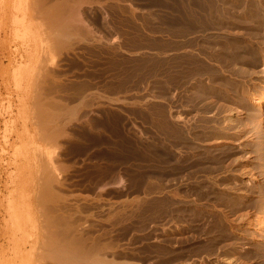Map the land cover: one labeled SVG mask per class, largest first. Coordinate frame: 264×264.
<instances>
[{
	"label": "rangeland",
	"instance_id": "1",
	"mask_svg": "<svg viewBox=\"0 0 264 264\" xmlns=\"http://www.w3.org/2000/svg\"><path fill=\"white\" fill-rule=\"evenodd\" d=\"M62 1H68L66 4L70 5L71 1L73 3L80 0H0V264H39L44 257H56L53 256L55 247L73 245L80 241L74 238L70 241L68 235L66 238V228L76 232L78 237L81 235L82 243L97 246L98 252L102 250L101 254L94 255L77 252L74 258L76 263L94 262L98 257L101 264H264V128L261 122L264 109L254 100H249L264 98V13L256 11L257 18H261H258L259 24L256 22L253 29L262 36L256 34V38L250 33L251 25L247 30L244 29L245 24L241 23L246 0L208 1L209 4L217 2L218 16L223 14V19L230 21L229 33L225 32L227 26L221 17L217 24L226 27L225 30L218 25L210 28L211 30H204L198 25V7L202 0H81L83 19H80L89 25L91 33L83 29L78 34L70 23L71 9L66 8L65 4L66 9H58L57 5ZM121 1L128 2L122 4ZM225 1L227 5L224 4ZM253 1L264 5V0ZM253 1H246L249 3V14ZM131 5L140 10L132 12ZM154 6L155 9H148ZM176 11L182 15L174 16L173 12ZM184 12L188 13L191 20L197 17L198 23L193 20L196 25L192 35L186 34L187 15ZM73 16L75 18L74 14ZM228 16L232 17L229 19ZM74 20L77 22L79 19ZM208 30L210 33L217 32L221 37L225 36L224 33L230 37L238 30L239 34L238 31L235 32L230 39L235 40L236 44L240 41L242 47L247 43L249 47L250 41L254 40L250 47L257 60L237 63L247 71L245 77L237 80L240 88H248L249 95L245 105H239L234 94L226 88L215 98V101L222 104H213L211 99H204L200 110L182 111L190 121H194L193 114L201 111L196 116L201 124L199 131L203 130L202 133L207 136V132L215 133L217 129L221 132L217 123L229 115L225 113V107L229 105L228 98L232 97L229 103L235 111L239 110L236 111L232 131H227L230 135L228 142H217L218 139L213 134L201 142L202 146L199 145L205 152L216 150L222 156L229 153L230 158L224 159V164L233 165L235 176L229 182L232 192L234 191L231 194L234 201L232 198L230 201L223 199V202L222 196L220 198L214 190L215 193L210 190L213 196L206 192V196L201 198L204 204L201 209L210 211L215 205L218 209L216 211L214 208L213 211L218 220L215 224L206 221L204 224L208 230L203 224L201 227H205V232L199 226L198 229L202 232L193 229L195 233L198 231L193 234L192 227H186V221H183L179 211L180 214H175L167 211L169 208L159 207V213H154V204L165 201L166 194H170L169 188L172 190V187L175 189L177 186L172 181L166 183L167 179L163 180L166 186L163 185L166 190L164 192L153 187L154 191L147 185L149 180L152 179V184L155 181L153 169H156L155 163L151 162L153 159L149 147L156 132L159 135L168 132L167 127L172 122L169 119L178 123L170 115L169 90L174 89L177 97H186V90L196 82L193 78L185 77L186 70L180 73L181 76L175 73L174 79L180 82L173 79L174 84L170 79V72L167 71L168 42L172 43L175 37L174 41L183 39L187 35H214L209 34ZM24 31L29 36L27 33V37L23 38ZM78 35L77 40L74 36ZM92 36L101 37V42L92 40ZM118 38H122L119 43L116 41ZM21 60L28 61L29 64L19 82L14 72ZM250 64H253L252 67ZM235 66L236 64L232 65L231 69L235 70ZM168 86L174 88L169 89ZM98 94L103 97L101 100ZM178 100V107H175L181 108ZM207 102L209 105L213 104L209 112L205 110L209 106L205 104V107L204 103ZM214 107L216 110H213ZM220 108L221 112L218 110ZM208 113L212 114L208 116ZM205 116L208 117L204 119ZM202 124L209 126L208 131ZM212 141V145L209 144ZM196 150L192 153L198 154L199 151ZM244 170L245 174L242 172ZM53 183L56 184L55 191L44 189V186ZM222 187L217 185L215 189L225 191V185ZM204 197H208L206 201ZM217 198L220 200H216ZM177 200L181 208L184 201L182 199L180 202L181 198ZM223 204L226 205L225 208ZM221 214L226 218L223 219ZM61 216L65 218L62 219ZM53 217L63 221H54ZM54 222L61 223L60 230ZM209 224H213V227L209 228ZM207 232L209 234L205 236ZM210 233L214 234L213 237ZM50 248H55L52 251L55 252L50 253ZM169 253H173V258ZM63 257L70 260L71 255L65 253Z\"/></svg>",
	"mask_w": 264,
	"mask_h": 264
},
{
	"label": "bare ground",
	"instance_id": "2",
	"mask_svg": "<svg viewBox=\"0 0 264 264\" xmlns=\"http://www.w3.org/2000/svg\"><path fill=\"white\" fill-rule=\"evenodd\" d=\"M70 1V0H69ZM81 1V0H80ZM80 1H77V2H73L72 3V1H71V3H69L70 5H68V4H66V3H68V1L65 3V2H63V3H61L60 2V4L59 5H57L58 6V9H60L61 7H64L65 8V6H64V4L67 6L66 8H70L71 9V11H70V13L71 14H69V17H70V19H71V15H72V19H71V26H72V28L74 29V31L76 32V33H78L79 31L81 32V31H83V29H85L89 34L91 33V32H89V25L88 24H86V22H84L83 20H81V19H83L82 17H81V8H82V5L80 6ZM87 1V0H86ZM85 1V2H86ZM191 1V0H190ZM201 1V0H200ZM208 1H210V0H202L201 1V3L199 4V7H198V9H199V11H198V16L197 17H199V23L197 22V20H196V18L195 19H192L191 20V17H189L188 18V16L189 15H187L188 13H189V11H186V12H188L187 14H185V12H184V15L186 16L187 15V20L186 19H184V20H186V29H185V31L186 32H188V33H186V34H190V35H192L191 34V32H192V30H195V25H196V22L198 23V25L200 24L201 26H202V29H204V30H206V29H210V28H212V27H216V25H218V26H220L219 24H217V21L219 20L218 18L219 17H221L220 19H223L224 17L221 15V16H218L219 14H218V11H219V6H218V8L216 7V4H217V2L215 3V2H212V1H214V0H212L211 2L212 3H210L209 4V2ZM219 1V0H218ZM224 0H222L221 2H223ZM234 1V0H233ZM247 1V0H246ZM245 1V5H246V7H247V4H249V3H247ZM250 1V0H249ZM253 1V0H252ZM260 1H262V0H260ZM83 3H85L84 1H82ZM231 2V1H230ZM235 2H236V0H235ZM234 2V3H235ZM240 2H244V1H240ZM259 2V1H258ZM264 2V1H263ZM88 3V2H87ZM197 3V2H196ZM199 3V2H198ZM262 3V2H261ZM261 3H258L257 4V2L255 3V1H253V4H252V6H250V5H248V6H250V7H252L251 8V10H250V14H249V7H245V10H244V8L242 9L243 11H242V19H241V23H243V24H245V28L244 29H249L250 28V25H251V31H250V33L251 34H253V35H255V37H256V34H258V32L256 31V30H254L253 28L256 26L255 25V23L257 22V24H259V22H258V18H261L260 16L257 18V12H259V13H261V12H263L264 13V5L263 4H261ZM192 4V3H191ZM223 4V3H222ZM221 4V5H222ZM224 4H226V1H225V3ZM223 4V5H224ZM231 4H233V3H231ZM230 4V5H231ZM238 4H240V3H238ZM237 4V5H238ZM241 4H243V3H241ZM85 5V4H84ZM87 5V4H86ZM212 5V6H211ZM218 5V4H217ZM223 5H222V7L221 8H223ZM227 5V4H226ZM229 5V4H228ZM236 5V6H237ZM56 6V7H57ZM187 6V5H186ZM194 6V5H193ZM233 6H235V5H233ZM240 6V5H239ZM188 7V6H187ZM195 7V6H194ZM225 7H227V6H225ZM231 7V6H230ZM242 7V6H241ZM244 7V6H243ZM64 8H61V9H64ZM65 8V9H66ZM68 8V9H69ZM196 8V7H195ZM249 8V9H248ZM191 9H193V8H191ZM190 9V10H191ZM218 9V10H217ZM230 9V8H229ZM233 9V8H232ZM195 10V9H194ZM194 10L192 11V12H194ZM197 10V9H196ZM222 10V9H221ZM224 10V9H223ZM234 10V9H233ZM240 10V9H239ZM225 11H228V9L227 10H225ZM225 11H224V14L227 16V14L225 13ZM230 11H232L231 9H230ZM235 11V10H234ZM257 11V12H256ZM191 12V11H190ZM238 12V11H237ZM82 13H83V11H82ZM223 13V12H222ZM232 13H234V12H232ZM263 13H262V15H263ZM73 14L75 15V18H73L74 16H73ZM230 14V13H229ZM235 14H236V12H235ZM238 14H239V12H238ZM183 15V16H184ZM197 15V14H196ZM241 15V14H240ZM184 16V17H185ZM192 16V15H191ZM195 16V15H194ZM194 16H192V17H194ZM80 17H81V19H80ZM183 17V18H184ZM229 17V16H228ZM232 17V16H231ZM231 17H229V19L231 18ZM240 17V16H239ZM79 19L77 22H76V20H74V19ZM234 18V17H233ZM232 18V19H233ZM237 18V17H236ZM226 19V18H225ZM231 19V20H232ZM240 19V18H239ZM193 20H196V22L194 23L193 22ZM236 20V19H235ZM261 20H263V19H261ZM236 21H238V20H236ZM236 21H234V22H236ZM183 22V21H182ZM183 22V23H184ZM222 22H225L226 23V26H227V30L225 31V32H227V31H229V29H231V23H229L230 21L229 20H222ZM222 22H221V24H222ZM232 22V21H231ZM240 22V21H239ZM239 22H237V23H239ZM182 23V24H183ZM233 23V22H232ZM261 23V22H260ZM236 24V23H235ZM264 24V23H263ZM180 25V24H179ZM240 25V24H239ZM255 25V26H254ZM261 25V24H260ZM222 26V25H221ZM220 26V27H221ZM244 26V25H243ZM184 27V26H183ZM259 27V26H258ZM185 28V27H184ZM194 28V29H193ZM197 28V27H196ZM221 28H223V26L221 27ZM225 29H226V27H224ZM223 28V29H224ZM236 28V27H235ZM239 28H242V27H239ZM261 28V27H260ZM263 28H264V26H263ZM199 29H200V27H199ZM218 29H220V28H218ZM224 29V30H225ZM257 29V28H256ZM197 30V29H196ZM211 30V29H210ZM222 30V29H221ZM241 30V29H240ZM203 31V30H202ZM202 31H201V33H202ZM209 31V30H208ZM238 31V30H237ZM237 31H234V33L235 32H237ZM245 31V30H244ZM80 32L78 33V34H80ZM184 32V31H183ZM198 32H199V30H198ZM204 32V31H203ZM207 32V31H206ZM28 33V32H27ZM27 33L24 31V33H23V38H24V36H26L27 37ZM31 33V32H30ZM192 33H194V32H192ZM200 33V32H199ZM211 33H214V35H211V36H208L207 37V35L205 36V37H198V36H189V35H187L186 37L184 36V38L183 39H180V40H176V41H174L175 39H176V37H175V39L173 40V42L172 43H170V42H168V44H170L169 45V48H167L168 49V66H169V70H167L168 72H170V79L171 80H173L175 77H174V75H176L175 73L177 72L178 74H180L182 71H185L186 70V72H185V74H186V78H190V79H192V80H195L194 82V84H193V86H191V87H189L186 91H188V94L186 95V97H184V96H176V91L173 89V91L172 90H169V92H170V101H169V110H170V115H171V117H173L174 118V120L175 121H178V123L177 124H175V123H173V119L170 117V115L168 116V117H170L171 119H169L170 121L172 120V122L170 123L171 125H170V127L168 126L167 127V129L169 128V130H168V132L166 131L165 132V134L164 135H162V133H161V135H159L157 132L155 133V135L153 136V139L151 140V144H150V153H151V158L153 159V160H151V162L153 161L154 163H155V166H156V169L154 168H152L153 170H154V174H153V178H155L153 181V184H152V182H150L151 180H149L148 182L149 183H147V185H150V187L153 189V187H154V189L155 190H159V191H163V190H165L164 188L166 187L165 186V184L163 183V180L165 181L166 179V183H168V182H170L171 183V181L172 182H175L176 183V188L175 189H173V187H172V190H171V188H169L170 189V194L169 193H167L166 194V192H165V194L167 195V196H170V198L168 199L167 198V196H166V199H164L165 197V195L163 196L162 195V193L160 194V195H162L164 198H162L160 195V197L162 198V200L164 199L165 201H162L161 200V198H160V200L162 201V202H158L157 200H156V205L154 204V209H155V211H154V213L156 212V213H159L158 212V210H159V207H166V208H169V209H167V211L169 210L170 211V213H172V212H178L182 217L181 218H183L182 220L183 221H186V227L188 226V227H192V229H191V231H193V229H197V230H199V231H201V230H204V228L205 227H207V225L206 224H204V223H206V221H210V222H213L214 224H215V222L218 220V219H216L215 218V211H213V210H215L216 209V211H217V209L218 208H215V205H214V208L212 209V207H211V209H210V211H207V210H204V209H201V206H203L204 204L201 202V198L203 197V196H206L205 195V193L206 192H209V195H212V193H210V190H212V192H213V190L215 191V192H217L218 193V195H219V197L220 196H222V201H223V199H225V200H227V201H230L232 198H233V195H231L233 192H232V185L230 186V180H232L233 181V175H234V172L232 171L233 169H232V164L231 163H226V164H224V159H227L228 158V155H229V153L228 154H223V156L220 154V152L218 151V152H216V150H215V152L214 151H212V152H205L204 150L205 149H201L200 147L202 146V144H201V142L204 140V139H209L208 137H211L213 134V136L214 137H216V139H218V141L217 142H228V140H229V132H227V131H230V129L233 127V125H234V122H235V114H236V111L238 110L237 109V107H236V111H235V109H234V107H232V105L229 103V100H230V98H232V97H230V98H228L229 100H228V106L227 107H225V106H223V107H225V108H227V110L226 111H228V112H226L225 110H223V111H225V113H229V115L228 116H226V118H223V117H221L222 116V114L224 113H222V114H220L221 116V118H223L222 120H221V118H220V120L221 121H218V126L219 127H221V132H218V129L216 130V128H219V127H216L215 128V130L217 131H215V133H211L210 131V133H208L207 132V136L205 135V134H203L202 132H203V130L202 131H199V126H201V124H199V120L197 119L198 117H196L197 116V114L199 113V112H201V111H199L198 113H196L195 111V113L196 114H193V116H195L193 119H194V121H190L187 117H185L184 115H183V112L182 111H192V110H197L198 111V109H199V107L201 106V104H202V102H204L203 100L204 99H211L210 101H212V103L214 104V102H217V101H215V98H216V96H217V94H220V92H222V91H224L226 88H228L227 90L228 91H230L231 92V94H234V98H237V102L239 103V105L240 104H242V105H245V103H247L246 102V100H247V98H248V95H249V92L247 91V89H244V88H240L241 86L237 83V80H238V78H239V80H240V78H243V77H245V74L247 73V71H246V68H244V66L242 67V66H239L237 63L238 62H242L243 61V63H248V60H249V62H251L250 60L252 59H256V54H253L252 53V49H251V47H250V43H252V42H254V40L251 42L249 39V41H250V43H249V47H248V43L245 45V47L243 48L242 47V45H240V41H237V44H236V41L234 40H232V39H230V37H232L233 36V34L234 33H232V35L230 36V37H228L227 35H226V33H224V32H221V33H224L225 34V36L223 37H221V36H219V34H217V32H215V31H211ZM210 33V31H209V34H211ZM219 33V32H218ZM227 33H229V32H227ZM231 33V32H230ZM236 34V33H235ZM238 34H239V31H238ZM260 34V33H259ZM258 34V35H259ZM31 35V34H30ZM183 35H185V34H183ZM218 35V36H217ZM245 35V34H244ZM249 35V34H248ZM247 35V36H248ZM252 35V36H253ZM257 35V36H258ZM28 36H29V33H28ZM34 36V35H33ZM178 36V35H177ZM203 36V35H202ZM250 36V35H249ZM248 36V37H249ZM259 36H261V35H259ZM32 37V36H31ZM75 37V39H77L78 37H79V35L78 36H74ZM182 37V36H181ZM240 37H243V36H240ZM246 37V36H245ZM244 37V38H245ZM251 37V36H250ZM262 37V36H261ZM261 37L259 38V40L261 39ZM178 38V37H177ZM235 38V37H234ZM237 38V37H236ZM252 38V37H251ZM250 38V39H251ZM257 38V37H256ZM29 39V38H28ZM93 39H96V40H100V42H101V40H102V38L100 37V38H94V36H92V40ZM171 39H172V37H171ZM242 39V38H241ZM246 39V38H245ZM253 39V38H252ZM251 39V40H252ZM33 40H34V38H33ZM73 40H74V38H73ZM78 40V39H77ZM243 40V39H242ZM26 41V40H25ZM169 41H171V40H169ZM245 41V40H244ZM248 41V42H249ZM256 41H258V39L256 40ZM95 42V41H94ZM246 42V41H245ZM260 42H262V41H260ZM263 43V42H262ZM242 44V43H241ZM243 44H244V42H243ZM255 44V43H254ZM253 44V45H254ZM259 44V43H258ZM261 45V44H260ZM168 46V45H167ZM166 46V47H167ZM178 46V47H177ZM180 46H182L183 48H180ZM240 46V47H239ZM251 46H252V44H251ZM253 47V46H252ZM257 47H259V46H257ZM256 47V48H257ZM261 47V46H260ZM263 47V46H262ZM36 48V47H35ZM247 48V49H246ZM255 49V48H254ZM258 49V48H257ZM28 51H29V49H28ZM244 51V52H243ZM256 51V50H255ZM259 51V50H258ZM263 51V50H262ZM247 53V54H243V53ZM254 52V51H253ZM257 52V51H256ZM256 52H254V53H256ZM166 53V52H165ZM259 53V52H258ZM257 53V54H258ZM243 54V55H242ZM260 54V53H259ZM255 55V56H254ZM262 56V55H261ZM264 57V56H263ZM259 58V57H258ZM262 58V57H261ZM260 59V58H259ZM257 60V59H256ZM261 60V59H260ZM255 61V60H254ZM167 62V61H166ZM256 62V61H255ZM260 63V62H259ZM28 61L27 62H25L24 60H21V61H18V65H17V67H16V69H15V72H14V75H15V78L20 82V80H21V78H22V76H24V74L26 73V71H27V66H28ZM236 64V66H237V68H234L235 70H232L231 69V66L233 65H235ZM167 65V64H166ZM246 65V64H245ZM248 65V64H247ZM251 65V64H250ZM253 65V64H252ZM252 65H251V67H252ZM257 65H259V64H257ZM195 66L196 68H194L193 69V67ZM235 66V67H236ZM168 68V67H167ZM198 68V69H197ZM250 68V67H249ZM231 69V70H230ZM253 69V68H252ZM255 69V68H254ZM264 69V68H263ZM247 70H249L248 68H247ZM253 71V70H252ZM167 72V73H168ZM254 72H256V71H254ZM258 72V71H257ZM184 73V72H183ZM182 73V74H183ZM185 74H183V76L185 75ZM249 74H250V71H249ZM26 75H28V74H26ZM252 75H253V73H252ZM252 75H251V77H252ZM180 76H181V74H180ZM247 76H248V74H247ZM196 77H197V79H196ZM250 77V76H249ZM247 78V77H246ZM246 78H245V80H246ZM168 79H169V77H168ZM169 79V80H170ZM24 80V79H23ZM168 80V81H169ZM175 80V79H174ZM173 80V81H174ZM178 80H180V78L178 79ZM182 80H184V79H182ZM191 80V81H192ZM238 80V81H239ZM242 80H244V79H242ZM248 80V79H247ZM30 81V80H29ZM172 81V82H173ZM175 81H177V79L175 80ZM175 81L173 82L174 84H176L175 83ZM252 81V80H251ZM171 82V86H173V83ZM177 82H180V81H177ZM184 82H185V80H184ZM247 82V81H246ZM181 83H183V82H181ZM190 83H192V82H190ZM189 83V84H190ZM243 83V82H242ZM169 84H170V81H169ZM168 84V85H169ZM179 84V83H178ZM177 84V85H178ZM245 84V83H244ZM247 84V83H246ZM180 85V84H179ZM167 86V85H166ZM171 86H168V88L170 87L171 88ZM182 86V85H181ZM185 85H183V87H184ZM187 86V85H186ZM247 86V85H246ZM243 87H245V85L243 86ZM248 87V86H247ZM169 88V89H170ZM172 88H174V87H172ZM171 88V89H172ZM184 88H186V87H184ZM76 89V88H75ZM87 89V88H86ZM242 89V90H241ZM250 89V88H249ZM226 90V92L228 93V91ZM241 90V91H240ZM180 92H181V90H179ZM182 92H184V90H182ZM239 92H241V94H239ZM252 92V91H251ZM250 92V93H251ZM77 93V92H76ZM80 93V92H79ZM164 93V92H163ZM185 93V92H184ZM227 93H225V94H227ZM181 94V93H180ZM184 95V94H183ZM223 95V94H222ZM252 95H254V94H252ZM98 96H99V94H98ZM97 96V97H98ZM219 96V95H218ZM100 97V96H99ZM219 97H221V96H219ZM252 97V96H251ZM96 98V97H95ZM103 98V97H102ZM101 97L99 98L100 100L102 99ZM178 98H180L179 100H178ZM218 98V97H217ZM222 98L224 99V97L222 96ZM226 98V97H225ZM83 99H85V98H83ZM168 99H169V96H168ZM178 100V102H180L179 104L183 107H179V108H176L175 106H177L176 105V101ZM87 100V99H86ZM151 100V99H150ZM182 100V101H181ZM217 100V99H216ZM232 100V99H231ZM250 101L251 100H254V102L255 103H258L259 104V106L260 107H262L263 109H264V98H262V99H260V98H252V99H249ZM220 101H222V99L220 100ZM226 101V100H225ZM234 101V100H233ZM83 102V101H82ZM112 102V101H111ZM206 102V101H205ZM227 102V101H226ZM232 102V101H231ZM85 103V102H84ZM209 103H211V102H209ZM211 103V105H213ZM218 103V102H217ZM233 103V102H232ZM237 103V104H238ZM249 103V102H248ZM207 105L208 104V102L207 103H204V105ZM218 104H222V103H218ZM224 104V103H223ZM179 105V106H180ZM206 105H205V107H206ZM209 105V104H208ZM211 105H209V106H207L206 108H205V110H206V112L208 111H211L210 109L212 108V106ZM156 106H158V105H156ZM215 106V105H214ZM220 106V105H219ZM219 106H216V107H218L219 108ZM167 107V106H166ZM178 107V106H177ZM202 107H203V104H202ZM201 107V108H202ZM242 107V106H241ZM249 108H250V106H249ZM251 108H253V107H251ZM160 109V108H159ZM215 109V107L213 108V110ZM200 110V109H199ZM202 110V109H201ZM204 110V109H203ZM216 110V109H215ZM219 111L221 110V108L220 109H218ZM217 110V111H218ZM250 110V109H249ZM149 111V110H148ZM168 111V110H167ZM217 111H216V113H217ZM239 111V110H238ZM251 111V110H250ZM253 111V110H252ZM169 112V111H168ZM213 112V111H212ZM221 112V111H220ZM255 112V111H254ZM253 112V113H254ZM176 113V114H175ZM191 113V112H190ZM193 113V112H192ZM215 113V114H216ZM153 114V113H152ZM185 114H187V113H185ZM200 114V113H199ZM202 115L204 114V112H202L201 113ZM212 114V113H211ZM211 114H209L208 113V116L209 115H211ZM219 114V113H218ZM255 114V113H254ZM253 114V115H254ZM191 115V114H190ZM217 115V114H216ZM224 115V114H223ZM249 115H252V114H249ZM252 115V116H253ZM262 115H263V113H262ZM261 115V116H262ZM199 116V115H198ZM204 116V115H203ZM208 116H205L204 117V119H206V117H208ZM201 117V116H200ZM199 117V119H201ZM215 117V116H214ZM256 117V115L254 116V118ZM191 118V119H192ZM210 118H212V116H210ZM249 118H252L251 116H249ZM168 119H167V121H168ZM215 119V118H214ZM166 121V122H167ZM202 121V120H201ZM200 121V122H201ZM209 121H210V119H208L207 120V122L209 123ZM214 121V120H213ZM206 122V121H205ZM204 122V123H205ZM261 122H262V126H263V128H264V118L263 117H261ZM162 123V122H161ZM203 123V122H202ZM215 123H216V121H215ZM214 123V124H215ZM217 124H215V126H217ZM249 124H250V122H249ZM152 125V124H151ZM205 125V124H204ZM203 124H202V126H204ZM210 125H213V124H210ZM214 126V127H215ZM205 127V126H204ZM207 127H209V126H207ZM207 127H205V129L207 128ZM163 129H166V128H163ZM201 129V128H200ZM203 129V128H202ZM234 129V128H233ZM158 130H160L159 128H158ZM157 130V131H158ZM222 130H226L225 132L224 131H222ZM207 131H208V128H207ZM220 131V130H219ZM231 131H232V129H231ZM161 132V131H160ZM163 132V131H162ZM230 134H231V132H230ZM148 135V134H147ZM138 137V136H137ZM217 137H219V138H217ZM220 137H222V138H220ZM139 138H140V136H139ZM223 138H225V139H223ZM132 139V138H131ZM215 139V140H216ZM137 141V140H136ZM140 141V140H139ZM150 141V140H149ZM208 142V141H207ZM204 143V142H203ZM211 143H213V141L212 142H210L209 144H211ZM120 144V143H119ZM139 144V143H138ZM201 144V146L199 147V145ZM216 144V143H215ZM214 144V145H215ZM222 144V143H221ZM137 145V144H136ZM212 145V144H211ZM217 145H218V143H217ZM224 145V144H223ZM146 146V145H145ZM205 146V145H204ZM208 146V145H207ZM227 146V145H226ZM225 146V147H226ZM223 148V147H222ZM193 149V150H192ZM195 149H197L199 152H198V154H195V153H192V151H195ZM226 149H227V147H226ZM230 149V148H229ZM190 150H192L191 152H190ZM196 150V151H197ZM222 151H223V149H221ZM220 150V151H221ZM228 150V149H227ZM149 151V150H148ZM207 151H208V149H207ZM116 152V151H115ZM225 152V151H224ZM229 152V151H228ZM232 152V151H231ZM118 153V152H117ZM233 155V154H232ZM195 157V158H194ZM150 158V159H151ZM230 158V157H229ZM228 158V159H229ZM122 159V158H121ZM148 160V159H147ZM150 161V160H149ZM227 161V160H226ZM235 161V160H234ZM161 163H163V166H161L162 164ZM153 165V164H152ZM149 166V165H148ZM154 166V165H153ZM141 167V166H140ZM152 170V171H153ZM138 171V170H137ZM233 172V173H232ZM243 172V174H245V170L244 171H242ZM141 173V172H140ZM242 174V175H243ZM145 175V174H144ZM144 175H143V177H144ZM148 175V174H147ZM229 175H231L232 177H230ZM228 176H229V178H228ZM235 176V175H234ZM59 177H61V175L59 176ZM142 177V176H141ZM200 177V178H199ZM243 177V176H242ZM118 178V177H117ZM231 178V179H230ZM144 181H147V180H144ZM234 182H236V181H234ZM119 183H121V180H120V182ZM143 184H145V183H143ZM232 184H233V182H232ZM236 184V183H235ZM234 184V187L236 186ZM165 187H164V186ZM217 185H219V186H223V185H225V191H222V190H218V191H216V189L215 188H217ZM124 186V185H123ZM143 186H145V185H143ZM46 187V188H45ZM149 187V186H148ZM149 187V188H150ZM168 187V186H167ZM239 187V186H238ZM144 188V187H143ZM223 188V187H222ZM44 189H46L47 191H49V189H52V192L53 191H55V189H56V184H50V185H46V186H44ZM153 189V190H154ZM235 189H236V187H235ZM239 189V188H238ZM241 189V188H240ZM154 190V191H155ZM168 190V189H167ZM148 191V190H147ZM158 191V192H159ZM166 191V190H165ZM169 191V190H168ZM167 191V192H168ZM236 191H240V190H236ZM164 192V191H163ZM215 192H213V193H215ZM241 192V191H240ZM156 193H157V191H156ZM238 193V192H237ZM243 193H245V192H243ZM57 194V193H56ZM239 194V193H238ZM59 195V197H60V194H58ZM208 195V196H209ZM158 196V197H159ZM213 196V195H212ZM214 196H217V194L216 195H214ZM236 195H234V197H235ZM139 198V197H138ZM179 198H181V201L180 202H182V199H183V201L184 202H182L183 204H181L182 206H181V208H179V206H180V204H179V202H178V200L177 199H179ZM205 198V201H206V199L208 198H206V197H204ZM203 198V199H204ZM212 198V197H211ZM221 198V197H220ZM237 198V197H236ZM235 198V199H236ZM240 197H238L237 199H239ZM212 200V199H211ZM216 200H220V199H216ZM142 201V200H141ZM204 201V200H203ZM210 201V200H209ZM209 201H207V202H209ZM233 201H234V198H233ZM155 202V201H154ZM217 202V201H216ZM216 202H212L213 204L214 203H216ZM223 202H225V201H223ZM232 202V201H231ZM237 202H238V200H237ZM236 202V203H237ZM142 203V202H141ZM206 203V202H205ZM210 203V202H209ZM218 203H220V202H218ZM217 203V204H218ZM233 203V202H232ZM207 204V203H206ZM217 204H216V206H217ZM238 204V203H237ZM221 205V204H220ZM224 205V204H223ZM230 205V204H229ZM233 205V204H232ZM222 206V205H221ZM225 206L226 205H224V208H225ZM235 206V205H234ZM204 207V206H203ZM220 207V206H219ZM141 208V207H140ZM148 208V207H147ZM171 208V209H170ZM207 208V207H206ZM227 208H228V206H227ZM230 208V207H229ZM233 208V207H232ZM165 209V208H164ZM208 209V208H207ZM220 209V208H219ZM234 209V208H233ZM223 210V209H222ZM226 210V209H225ZM229 210V209H228ZM165 211V210H164ZM236 211V210H235ZM225 212V211H224ZM223 212V213H224ZM153 213V214H154ZM222 213V214H223ZM167 214V213H166ZM176 214V213H175ZM217 214V213H216ZM220 214V213H219ZM222 214H221V216H222ZM53 215V214H52ZM163 216H165L164 214H162ZM168 215V214H167ZM172 215H174V214H172ZM54 216V215H53ZM155 216H157V215H155ZM176 216V215H175ZM220 216V215H219ZM225 216V215H224ZM55 217H59V216H55ZM55 217H53V220L55 219ZM62 217V216H61ZM64 218H65V216H63ZM63 217H62V219H63ZM223 217V216H222ZM222 217H220V219L222 218ZM52 218V217H51ZM60 218V217H59ZM59 218H57L58 220H59ZM154 218V217H153ZM163 218V217H162ZM165 218V217H164ZM168 217H166V219H167ZM171 218V217H170ZM226 218V217H225ZM224 217H223V219H225ZM57 219H55L54 221H57ZM62 219H60L61 220V222L63 221ZM161 219V218H160ZM172 219H173V217H172ZM171 219V220H172ZM174 219H175V217H174ZM178 218H176V220H177ZM59 220V221H60ZM178 220H180V219H178ZM155 221V220H154ZM164 221V220H163ZM173 221V220H172ZM156 222V221H155ZM159 222V221H158ZM160 222H161V220H160ZM166 222V221H165ZM174 222H175V220H174ZM182 221L180 220V223H181ZM219 222V221H218ZM223 222V221H222ZM179 222H177V224H178ZM221 223V222H220ZM54 224H55V222H54ZM53 224V225H54ZM59 224H61V223H56L55 224V226L56 227H58L59 226ZM160 224V223H159ZM168 224V223H167ZM185 224V223H184ZM203 224H204V228H202L201 226H203ZM208 224V223H207ZM181 225H183V224H181ZM210 225V224H209ZM211 225H213V224H211ZM210 225V227L209 228H211V227H213V226H211ZM180 225H178V227H179ZM201 227V230L200 229H198V227ZM216 226V225H215ZM217 226H219V224L217 223ZM164 228V227H163ZM223 228V227H222ZM55 229H57V228H55ZM58 229L60 230V226L58 227ZM178 229V228H177ZM213 229H215V228H213ZM220 229V228H219ZM171 230H173V229H171ZM182 230V229H181ZM196 230V231H197ZM207 230H208V227H207ZM212 230V229H211ZM62 231V230H61ZM195 231V230H194ZM193 231V234H196L195 232ZM172 232V231H171ZM183 232V231H182ZM202 232V231H201ZM204 232H205V230H204ZM215 232V231H214ZM214 232H212V233H214ZM61 233H63V232H61ZM60 233V234H61ZM192 233V232H191ZM220 232H218V234H219ZM59 234V235H60ZM199 234V233H198ZM202 234V233H201ZM209 233L207 232V234L205 235V236H207ZM211 234V233H210ZM217 234V235H218ZM64 235H65V237H66V235H68V237H70V241H72L71 240V238H74L75 240H80L79 242L78 241H76L77 242V244H76V242H75V244H73V245H77V246H73V245H65V246H63V247H61V245H58V247H55L56 248V250H55V248L53 249V250H55L54 252H55V254H53V256H56V257H52L51 259H49V257L48 258H46L45 259V257H44V260H42V263H39V264H101V263H99V261H100V259L98 258V257H96L95 259H94V262H88V261H82V262H79V263H76V262H74V258H75V256L77 255V252L79 253V252H81V253H83L84 255H94V254H101V252L100 251H102L101 249L99 250V252H98V248H96L95 246H93V245H90V246H87L85 243H82V240H81V235L78 237L77 235H76V232H74L73 230H71V229H68V228H66V229H64ZM69 235H72V236H69ZM186 235V234H185ZM192 235V234H191ZM212 235V234H211ZM214 235V234H213ZM213 235H212V237H213ZM182 236H183V234H182ZM194 236V235H193ZM197 236V235H196ZM215 236H216V234H215ZM220 236V235H219ZM168 237V236H167ZM166 237V238H167ZM170 237V236H169ZM177 237V236H176ZM187 237V236H186ZM195 237V236H194ZM202 237V236H201ZM209 237V236H208ZM67 238V237H66ZM218 238V237H217ZM220 238V237H219ZM218 238V239H219ZM74 239H73V242H74ZM173 239V238H172ZM184 239V238H183ZM188 239H189V237H188ZM191 239V238H190ZM197 239V238H196ZM209 239V238H208ZM213 239H215V238H213ZM212 239V240H213ZM64 239H62V241H63ZM164 240V239H163ZM195 240V239H194ZM211 240V241H212ZM66 241H69V239H67ZM65 241V242H66ZM174 241V240H173ZM217 241V240H216ZM72 242V243H73ZM166 242V241H165ZM165 242H163V243H165ZM168 242H169V240H168ZM214 242V241H213ZM54 243H56V241L54 242ZM69 244H71L70 242H68ZM79 243V244H78ZM170 243V242H169ZM178 243V242H177ZM216 244V243H215ZM56 246H57V243L55 244ZM163 245V244H162ZM161 245V246H162ZM171 245V244H170ZM174 245V244H173ZM176 245V244H175ZM174 245V246H175ZM191 245V244H190ZM202 245H204V244H202ZM208 245V244H207ZM206 245V246H207ZM211 245V244H210ZM177 246V245H176ZM195 246V245H194ZM197 246V245H196ZM170 247V246H169ZM180 247V246H179ZM209 247V246H208ZM207 247V248H208ZM212 247H214L213 245H212ZM189 248V247H188ZM197 248V247H196ZM206 248V249H207ZM51 249V248H50ZM49 249V250H50ZM166 249V248H165ZM172 251H173V247L171 246V248H170ZM170 249H168V250H170ZM204 249H205V247H204ZM215 249H216V247H215ZM217 249H219V248H217ZM52 249H51V251H50V253L53 251ZM167 250V251H168ZM203 250V249H202ZM208 250H209V248H208ZM213 250H214V248H213ZM212 250V251H213ZM97 251V252H96ZM160 251V250H159ZM175 251V250H174ZM182 251H183V249H182ZM181 251V252H182ZM185 251V250H184ZM192 251V250H191ZM211 250H209V252H210ZM47 252V251H46ZM54 252H52V253H54ZM164 252H166V251H164ZM170 252V251H169ZM175 252H177V251H175ZM188 252V251H187ZM190 252V251H189ZM188 252V253H189ZM196 252H197V250H196ZM206 252H207V250H206ZM65 253H67V254H69V255H71V257H70V260L69 259H66V258H64L63 257V255H65ZM178 253H180V252H178ZM178 253L176 254V255H178ZM185 253V252H184ZM47 254V253H46ZM165 254V253H164ZM170 254V253H169ZM171 254H173V253H171ZM171 254H170V256H171ZM175 254V253H174ZM181 254V253H180ZM186 254V253H185ZM166 255V254H165ZM175 255V256H176ZM182 255V254H181ZM188 255V254H187ZM186 255V256H187ZM190 255V254H189ZM188 255V256H189ZM169 256V255H168ZM174 256V255H173ZM184 256V255H183ZM185 256V257H186ZM187 256V257H188ZM69 257V256H68ZM172 257V256H171ZM182 257V256H181ZM184 257V258H185ZM173 258V257H172ZM179 258H180V256H179ZM183 258V259H184ZM172 260V259H171ZM182 261V260H181ZM231 261V260H230Z\"/></svg>",
	"mask_w": 264,
	"mask_h": 264
},
{
	"label": "crops",
	"instance_id": "3",
	"mask_svg": "<svg viewBox=\"0 0 264 264\" xmlns=\"http://www.w3.org/2000/svg\"><path fill=\"white\" fill-rule=\"evenodd\" d=\"M127 2L128 1H121V3L123 4H127ZM156 7L154 6V7H149L148 9H155ZM140 9L138 8V7H136V6H134V5H131V11L132 12H135V11H139ZM174 14V16H181L182 14H180V12L179 11H176V12H173ZM118 43L120 42V41H122V38H118L117 40H116Z\"/></svg>",
	"mask_w": 264,
	"mask_h": 264
}]
</instances>
